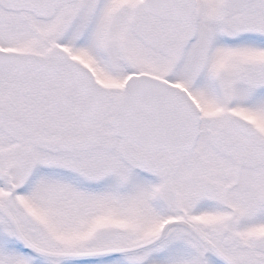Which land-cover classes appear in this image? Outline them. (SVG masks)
<instances>
[{
    "label": "snow or ice",
    "instance_id": "6c2138e0",
    "mask_svg": "<svg viewBox=\"0 0 264 264\" xmlns=\"http://www.w3.org/2000/svg\"><path fill=\"white\" fill-rule=\"evenodd\" d=\"M0 264H264V0H0Z\"/></svg>",
    "mask_w": 264,
    "mask_h": 264
}]
</instances>
